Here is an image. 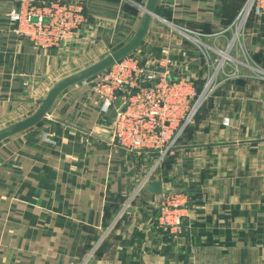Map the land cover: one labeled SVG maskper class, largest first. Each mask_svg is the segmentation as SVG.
I'll use <instances>...</instances> for the list:
<instances>
[{
  "label": "crops",
  "instance_id": "obj_1",
  "mask_svg": "<svg viewBox=\"0 0 264 264\" xmlns=\"http://www.w3.org/2000/svg\"><path fill=\"white\" fill-rule=\"evenodd\" d=\"M64 1L80 5L85 22L39 48L13 32L17 0H0V130L34 114L55 83L124 46L147 2ZM246 2L157 0L133 52L167 53L171 77L199 88L213 55L233 45L234 34L220 51ZM243 37L248 62L264 71V14L253 10ZM244 93L201 108L159 167L156 152L111 143L113 110L99 112L92 77L63 90L47 117L0 142V264H264V99ZM151 170L163 194L183 190L177 232L159 225L163 194L137 192Z\"/></svg>",
  "mask_w": 264,
  "mask_h": 264
},
{
  "label": "built area",
  "instance_id": "obj_2",
  "mask_svg": "<svg viewBox=\"0 0 264 264\" xmlns=\"http://www.w3.org/2000/svg\"><path fill=\"white\" fill-rule=\"evenodd\" d=\"M17 2L18 5L9 10V19L15 26L13 32L39 48L58 46L72 37L86 19L80 5L64 0ZM246 6L230 27L241 19ZM253 10L264 14V0H252L248 15ZM221 63L222 60L211 80ZM173 68L167 53L157 59L131 53L92 77L93 91L100 100L99 112L107 114L115 110L112 137L120 146L133 152H156L159 161L177 146L210 85L200 93L190 77L172 78ZM115 101L119 102L118 107ZM151 173L152 170L142 179L137 191L150 180ZM182 200L181 194L162 195L158 220L165 230L173 233L181 229Z\"/></svg>",
  "mask_w": 264,
  "mask_h": 264
},
{
  "label": "rangeland",
  "instance_id": "obj_3",
  "mask_svg": "<svg viewBox=\"0 0 264 264\" xmlns=\"http://www.w3.org/2000/svg\"><path fill=\"white\" fill-rule=\"evenodd\" d=\"M247 3L248 2H246L245 5L248 6ZM249 15L245 19L246 21L242 23L241 26H239V23H240V20L242 19L238 20L236 24H233V26H231L229 30V33L226 39H222V42L219 47L222 53L228 50L229 43L231 41L233 34H234L233 39H235V41L228 51L230 58L222 60L223 64H221L219 70L217 71L215 78L211 80L212 73L215 67L219 64V61L221 60L220 53H218L217 55H213L215 57H214V61H212V64L210 66L211 68L210 73L208 76H206L205 82H203L199 86V92L201 93L202 91H205L206 87L209 85H210V88L208 89L206 95L204 96V98L202 99L199 105L200 107L198 109V112L195 115L196 117L198 116L201 108H203L204 106H210L214 104L213 103L214 97H215V100L217 97L219 98L217 99V102L219 104L228 106L229 105L228 100L225 101L224 99H220V96L222 98L223 95L228 94V93H229L228 95H237V94L245 95L244 91H250V92L252 91V93H247V94L248 95H251V94L262 95L264 99V71L257 68L256 66H252L248 62L246 54H245V50H244V45H243L244 27L249 18ZM200 47L203 48L202 46ZM208 52L210 53V51ZM133 54H137V53L133 52ZM240 91H243V92L241 93ZM219 100H221V102ZM195 116L191 123H193V121L196 119ZM183 136L184 134L179 139L178 144L181 142ZM164 161L165 159H163L162 161L157 160L156 163L157 165L159 164V167H160ZM158 175L161 177V174L158 173ZM137 192H135V194ZM181 192H183V190H173V189L165 190V194H180Z\"/></svg>",
  "mask_w": 264,
  "mask_h": 264
},
{
  "label": "water",
  "instance_id": "obj_4",
  "mask_svg": "<svg viewBox=\"0 0 264 264\" xmlns=\"http://www.w3.org/2000/svg\"><path fill=\"white\" fill-rule=\"evenodd\" d=\"M156 1L157 0H147L143 8V15L138 28L134 36L124 46L112 52L110 55L106 56L100 61L88 66L87 68L80 70L70 76H67L55 83L51 90L48 92L47 96L43 100H41L40 106L34 114L20 122H17L0 130V142L5 138L31 128L32 126L39 123L43 118L47 117L49 109L63 90L74 84L84 82L85 80L107 69L115 61L133 53V51L138 47L139 43L144 37L151 18L155 16L154 9ZM114 105L115 107H118L119 102L115 101ZM115 115V110H113L112 118H114ZM111 143L117 144L116 138H114ZM142 188L156 196H161L164 193L162 183L159 180H148L142 186Z\"/></svg>",
  "mask_w": 264,
  "mask_h": 264
},
{
  "label": "bare ground",
  "instance_id": "obj_5",
  "mask_svg": "<svg viewBox=\"0 0 264 264\" xmlns=\"http://www.w3.org/2000/svg\"><path fill=\"white\" fill-rule=\"evenodd\" d=\"M247 4H248V6H246V10H245L244 14H243L242 17H241L242 20H240L239 26H241L242 23L245 22V19L247 18V16H248V12H249V10H250V6H251V4H252V0H249ZM227 54H228L227 52L223 53V59H224V58H229V55L227 56Z\"/></svg>",
  "mask_w": 264,
  "mask_h": 264
},
{
  "label": "trees",
  "instance_id": "obj_6",
  "mask_svg": "<svg viewBox=\"0 0 264 264\" xmlns=\"http://www.w3.org/2000/svg\"><path fill=\"white\" fill-rule=\"evenodd\" d=\"M252 12H253V11H251V13H252ZM251 13H250V14H251Z\"/></svg>",
  "mask_w": 264,
  "mask_h": 264
}]
</instances>
